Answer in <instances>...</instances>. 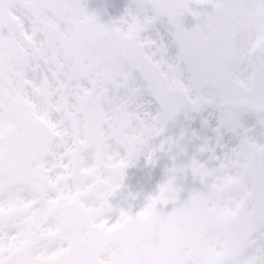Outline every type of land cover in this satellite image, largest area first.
Returning <instances> with one entry per match:
<instances>
[{
    "label": "snow or ice",
    "instance_id": "obj_1",
    "mask_svg": "<svg viewBox=\"0 0 264 264\" xmlns=\"http://www.w3.org/2000/svg\"><path fill=\"white\" fill-rule=\"evenodd\" d=\"M4 3L0 264H264V0H132L113 23L127 33L125 63L107 78L86 58L111 27L85 20L61 35L42 16L45 0ZM186 13L200 21L191 30ZM181 110L218 113L214 135L140 210L177 205L156 245L113 255L131 214L109 197L136 158L153 161V141ZM179 232L191 248L177 245Z\"/></svg>",
    "mask_w": 264,
    "mask_h": 264
},
{
    "label": "clouds",
    "instance_id": "obj_2",
    "mask_svg": "<svg viewBox=\"0 0 264 264\" xmlns=\"http://www.w3.org/2000/svg\"><path fill=\"white\" fill-rule=\"evenodd\" d=\"M18 0H5L4 8L16 7ZM103 13L89 8L88 0H45L42 16L61 34L74 36L82 21H99ZM127 33L120 25L109 28L90 48L87 54V66L101 78L115 75L125 63L124 44ZM170 220L160 209L148 214L140 211L131 215L122 229V238L113 252L119 256L122 252L139 257L152 249L159 238L168 230ZM177 245L183 250L191 248L194 239L179 232Z\"/></svg>",
    "mask_w": 264,
    "mask_h": 264
},
{
    "label": "rangeland",
    "instance_id": "obj_3",
    "mask_svg": "<svg viewBox=\"0 0 264 264\" xmlns=\"http://www.w3.org/2000/svg\"><path fill=\"white\" fill-rule=\"evenodd\" d=\"M120 2H123L126 4L129 8V6L132 4V0H120ZM89 8L93 10L101 11L103 14L101 15L99 22L105 26L112 27L114 22H118L116 15L112 13L109 10L107 0H88ZM189 7L196 12L199 13H207L212 14L213 8L209 4H196L194 2L189 3ZM123 16V15H122ZM203 17H201V20ZM184 27L186 30H191L194 28L198 23H200L199 20H197L191 13H186L184 17H182ZM218 113L215 117L209 116L208 112L203 113H196L192 114L193 118V147H194V157H201V154L199 153L198 149L203 143L204 138L206 137H212L214 135V132L212 131V127L215 126L217 122ZM207 118L209 120V126L203 125V120ZM249 123H254L253 119H249ZM195 134V135H194ZM155 141H153V144H155ZM202 158V157H201ZM143 165L146 166V163H143ZM149 166V165H147ZM134 167V164L131 163L129 167L125 169L124 179H123V185L127 189L128 193L126 194L127 201L124 199L119 202L117 201L118 196L116 192L112 197H109V202L114 206V208L117 209H123L131 215H135L137 212H139L146 204L149 197L154 196L155 194H158L160 185L158 184L157 178H159V171L156 166L155 169H152V171L148 175L141 174V170L144 167H141L135 171H132ZM142 180V181H141ZM135 183V184H134ZM186 198H180V203L186 202L189 199L185 200ZM117 201L118 206L115 207V202ZM175 205L174 207H176ZM160 209L163 206H158ZM169 207V206H168ZM168 207L164 210V213L167 214L173 210V206H170L169 211Z\"/></svg>",
    "mask_w": 264,
    "mask_h": 264
},
{
    "label": "water",
    "instance_id": "obj_4",
    "mask_svg": "<svg viewBox=\"0 0 264 264\" xmlns=\"http://www.w3.org/2000/svg\"><path fill=\"white\" fill-rule=\"evenodd\" d=\"M176 132H174L173 130H171V135L173 137L172 141H179V147H175L173 146L170 150V153L172 154L170 156V160H173V157H175V161L179 162L180 164H187L190 162V152H189V148H188V139L187 133H184L181 139H177V136L175 134ZM194 185H191L190 187L187 188V191L190 190L191 187H193Z\"/></svg>",
    "mask_w": 264,
    "mask_h": 264
},
{
    "label": "bare ground",
    "instance_id": "obj_5",
    "mask_svg": "<svg viewBox=\"0 0 264 264\" xmlns=\"http://www.w3.org/2000/svg\"><path fill=\"white\" fill-rule=\"evenodd\" d=\"M107 3H108L109 10L116 15L117 20H120L122 15L125 14L126 9H128V6L124 4L123 2H120V0H107ZM141 164L142 162L140 161L138 165H141Z\"/></svg>",
    "mask_w": 264,
    "mask_h": 264
}]
</instances>
